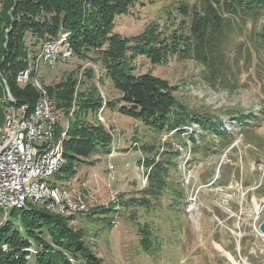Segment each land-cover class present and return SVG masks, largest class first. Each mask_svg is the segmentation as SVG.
<instances>
[{
  "label": "rangeland",
  "instance_id": "rangeland-1",
  "mask_svg": "<svg viewBox=\"0 0 264 264\" xmlns=\"http://www.w3.org/2000/svg\"><path fill=\"white\" fill-rule=\"evenodd\" d=\"M195 2L136 0L128 15L116 17L114 33L130 38L141 34L151 23H157L164 30L171 28L172 22L179 17L177 8L185 3L192 6ZM245 23L240 34L235 32L230 37L228 56L232 71L237 69L239 43L249 42L264 23V16L247 19ZM40 42L27 36L32 58L40 52ZM98 57L96 51H89L86 58L74 54L67 61L60 56L55 68L41 65L42 82L52 87L66 82L68 77L77 78L79 95L89 96L94 85L105 102L115 103L120 93L106 78ZM240 58L239 65L242 66L244 60ZM253 58L257 59L254 51ZM255 60V67L243 70L242 66L238 90L221 87V91L202 81V67L194 62L170 59L166 64L153 65L150 60L138 57L133 66L136 75L151 73L167 79L178 88L175 96L180 104L195 112L220 116L226 129L231 130L234 125L226 115L227 111L254 109L257 114L260 112L258 104H261L263 115L264 93L258 71L262 69ZM88 71L93 72L92 79L87 78ZM67 110L60 107L55 111L56 121L62 126H67ZM86 121L95 126L102 125L114 136L110 153L108 148H99L88 159L93 162L91 166L79 164L72 181L57 188L66 201L82 199L89 212H97V208L103 207H112L116 211L105 215L98 213L93 218L89 217L90 213L51 212L61 217L74 216L70 225L83 231L86 244L100 257L102 264H264V236L258 231L264 219V191L257 190L264 181V159L259 164L253 161L248 152L250 147L242 144L241 135H237L222 155H213L211 151L205 155L203 149L193 156L189 134L195 135L198 145L203 135L196 124L189 129V134L178 136V139L175 132L156 134L142 121L126 117L105 105L97 113L88 112ZM235 130H239L238 126ZM257 134L264 143V119ZM207 140L218 144L215 137L207 136ZM233 148H239L238 152L232 151ZM170 150L179 152L175 161L177 170L171 164L167 168V190L152 189L148 178L151 168L147 169V164L150 160H160ZM220 174H223V182L226 181L225 186L215 183ZM211 176L214 178L208 181ZM245 180L249 183L247 188L242 185ZM51 181L48 183L54 187ZM192 199H197L194 204ZM4 211L0 213V226L8 220L9 214ZM109 222H112L111 226ZM143 231L149 234V249L142 245Z\"/></svg>",
  "mask_w": 264,
  "mask_h": 264
},
{
  "label": "trees",
  "instance_id": "trees-1",
  "mask_svg": "<svg viewBox=\"0 0 264 264\" xmlns=\"http://www.w3.org/2000/svg\"><path fill=\"white\" fill-rule=\"evenodd\" d=\"M135 2L0 0V127L6 121L10 107L27 106L28 112H33L38 99V92L32 85L21 87L17 82L19 73L28 68L40 53L32 58L27 36L41 41L42 48L45 41L67 34L75 56L86 58L89 51H96L106 78L119 91L120 98L115 103L105 102L94 85L89 96L79 95L77 78L68 77L64 83L46 86L54 111L60 107L68 109L67 126L57 122L55 129L58 138L62 133L66 135L63 140L64 163L60 172L52 178L54 187L70 183L79 164L91 166L93 162H88V159L99 148H108L110 153L112 136L102 125L95 126L86 121L88 112L97 113L104 105L117 109L126 117L142 121L156 134L175 132L178 139V136L190 133L186 128L198 125L203 134L200 136L201 144H197L194 134H189L193 156L203 149L205 155L208 151L213 155H222L237 135H241L242 144L250 147L248 152L259 164L264 159V143L257 134L264 119L261 104H258L260 112L257 114L254 109L227 111L226 115L234 125L227 130L220 116L205 115L180 104L175 96L178 88L167 79L152 76L151 73L136 75L133 63L138 57L150 60L153 65L166 64L170 59L194 62L202 67V81L210 88L238 90L242 66L243 70L255 67L254 51L256 64L262 69L258 71L264 93V23L260 24L248 43H239L235 71L230 70L228 56L230 37L235 32H242L247 19L264 16V0H196L192 6L181 4L177 8L179 17L172 22L171 28L164 30L157 23H151L141 34L123 38L114 33L115 20L123 14L128 15ZM240 57L244 60L242 66L239 65ZM86 74L88 79L94 77L91 71ZM100 78L99 83L102 81ZM9 96L15 99V103L10 101ZM237 126L239 130L235 132ZM207 136L215 137L218 144L207 140ZM183 146L187 147V144ZM238 150L232 149L235 153ZM178 155V151L170 150L160 160L148 162L146 168H151L148 178L152 189L167 190L169 174L166 171L170 164L177 170L175 161ZM220 175L215 183L225 186L223 174ZM212 178L214 176L208 181ZM263 183L257 189L259 192L264 191ZM242 185L247 188L249 183L245 180ZM97 209V212H90V218L98 213L105 215L116 211L112 207ZM74 219V216L61 217L35 205L12 210L8 220L0 226V264H102L100 257L86 244L83 231L70 225ZM108 224L111 226L112 222ZM148 236L143 231L142 245L146 249L151 246Z\"/></svg>",
  "mask_w": 264,
  "mask_h": 264
},
{
  "label": "built area",
  "instance_id": "built-area-1",
  "mask_svg": "<svg viewBox=\"0 0 264 264\" xmlns=\"http://www.w3.org/2000/svg\"><path fill=\"white\" fill-rule=\"evenodd\" d=\"M63 40L64 35H60L57 39L51 40L49 46H46L44 66L51 68L52 58L62 47ZM73 56L74 52H70L65 60ZM40 68L37 67L35 74H27L26 68L24 78L32 76V87L38 90V103L43 105L41 92L44 84ZM19 85H24V79ZM14 100L11 98V102L15 103ZM43 107L46 111L45 117H38L34 111L24 112V106L12 108L9 135L4 141V148L0 155V195L7 198L10 203H22L23 206H26L32 197L39 195L32 187V177L36 175L37 167L35 159H32V151L33 149L45 150V138H39V131L43 128L45 119H52V110ZM192 203L194 204L195 201ZM68 207L75 208L77 214V209L80 206ZM48 210L59 214V208L54 201L48 205Z\"/></svg>",
  "mask_w": 264,
  "mask_h": 264
},
{
  "label": "bare ground",
  "instance_id": "bare-ground-1",
  "mask_svg": "<svg viewBox=\"0 0 264 264\" xmlns=\"http://www.w3.org/2000/svg\"><path fill=\"white\" fill-rule=\"evenodd\" d=\"M64 35V40L62 41V47L54 54V58H52L51 68H55L57 65L58 59L60 56H62L63 59L65 57H68L70 55V52H74L71 44L68 41V35L67 34H61ZM51 41L47 42L45 41L41 48L40 53L35 55V59L29 63V66L27 68V74H35L37 71V67H41V65H44L45 63V49L46 46L50 45ZM63 48V52L61 54V50ZM29 62V61H28ZM23 70L21 73H19L17 82L21 83L24 79V85L27 86V84L32 85V76L31 77H25L24 78V72ZM38 92V90H37ZM11 96H9L10 98ZM12 98V97H11ZM10 98V101H11ZM13 99V98H12ZM41 99L43 105L38 103V99L34 108V112L38 117H45V109L43 106H45L46 109L52 110V119H45L43 128H41V131H39V138H45V150L41 149H33L32 153V159H35V165L36 167V175L32 177V187L33 189H36V192L39 193V195L32 197L30 199V202L28 205L23 206L22 203H10L7 198H4L0 195V208L9 211L11 209H23L29 207V205L32 207V205L35 206H41L44 207L46 210H48V205L51 204L52 201L56 204L57 208H59V213L63 212H69L71 214H76L75 208L68 207V206H80L77 209V215L80 213H86L89 211V207L85 204V202L80 199L78 201H66V198L64 194L61 193V191L55 186H50L49 180H53L52 178L57 175L61 168L62 164L64 163V156H63V139L65 137V133H62L61 138L55 137V129L57 121L55 117V111L51 105V100L46 88V85H43V89L41 92ZM24 112H28V107L24 106ZM12 113V109L8 113L5 121L4 127H2V130H0V155L2 152V148H4V141L7 140L9 135V128H10V115ZM61 135V134H60ZM53 161V162H52ZM34 207V206H33ZM49 211V210H48ZM58 214V213H57ZM114 223V222H113Z\"/></svg>",
  "mask_w": 264,
  "mask_h": 264
},
{
  "label": "water",
  "instance_id": "water-1",
  "mask_svg": "<svg viewBox=\"0 0 264 264\" xmlns=\"http://www.w3.org/2000/svg\"><path fill=\"white\" fill-rule=\"evenodd\" d=\"M259 231L264 236V220H263V222L259 226Z\"/></svg>",
  "mask_w": 264,
  "mask_h": 264
}]
</instances>
